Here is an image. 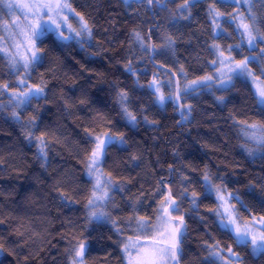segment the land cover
Masks as SVG:
<instances>
[{"label":"snow or ice","instance_id":"snow-or-ice-1","mask_svg":"<svg viewBox=\"0 0 264 264\" xmlns=\"http://www.w3.org/2000/svg\"><path fill=\"white\" fill-rule=\"evenodd\" d=\"M119 3L130 14L129 19L140 21L128 30L127 53L121 55L120 72L131 86L111 85L124 121L122 127L134 132L141 123L156 125L158 121L149 118L151 113L171 106L183 128L193 121L192 101H199L201 94L214 97L217 107L226 110L232 103L228 97L240 85L254 102L255 118L229 112L228 119L236 132L239 155L251 163L259 161L258 171L264 173V0ZM91 7L87 0H0V63L6 69L0 73V119L19 126L28 145L36 149L34 159L45 171L51 163L52 141L40 130L41 113L50 110L45 106L54 103L56 95L49 81L61 74L64 61L73 52L89 59L99 54L98 37L107 39L103 33L109 32L100 26ZM198 8L209 28L203 42L207 57L199 74L190 75L177 55V33L200 15H193ZM157 17L165 23H159ZM84 56H72L83 70L75 73L84 81L77 89L81 104L87 102L93 82L91 76L84 75L89 71L81 63ZM143 96L149 98L147 108L137 102ZM60 100L68 106L63 94ZM111 123L104 117L97 128L84 129L83 225L67 237L63 264H89L97 245L105 254L102 264H110L107 257L112 256L109 249L113 246L119 264H182L190 222L203 230L209 221L220 238L206 233L202 264H264V175L254 182H241L231 175H220L219 169L214 172L207 164L198 169L177 168L170 163L167 172L158 173L148 189L137 182L138 190L131 194V177L106 170L112 153L127 152L132 139L119 128L113 130ZM175 155L179 159V153ZM129 159L136 162L140 157L132 154ZM0 171H7V167H0ZM195 172L199 174L193 175ZM240 184L246 191L237 187ZM57 190L63 206L71 208L79 203L62 188ZM19 235L24 244L32 238L23 232ZM17 248L21 250L17 252ZM32 254L31 249L24 251L21 241L7 246L0 243V264H28Z\"/></svg>","mask_w":264,"mask_h":264},{"label":"trees","instance_id":"trees-1","mask_svg":"<svg viewBox=\"0 0 264 264\" xmlns=\"http://www.w3.org/2000/svg\"><path fill=\"white\" fill-rule=\"evenodd\" d=\"M79 2L84 3L85 0ZM180 2L182 0H177V3ZM87 3L92 6L89 10L100 21V26L108 28L109 32L103 33L107 39L98 37L101 48L99 54L89 59L79 51L73 52L64 61L66 67L61 70V74L49 81L48 86L56 95L53 97L54 103L45 106L50 110L41 113L43 125L40 127L52 141L49 149L51 163L47 171L34 159L36 149L28 145L19 126L0 119V157L5 161V165L0 167H7V171H0V220L3 221L0 223V243L7 246L14 241H21L24 251L31 249L33 253L29 256L28 264H56V261L63 264L67 237L83 225L84 200L80 193L86 189L83 163L86 145L82 139L86 136L84 129L97 128L104 117L111 120L113 130L119 128L132 137L128 142L129 150L112 153L106 169L113 174L131 177L132 184L128 185L133 188L131 194L137 192V182L148 189L158 173L167 172L170 163L177 168L198 169L207 164L214 172L219 169L220 175H231L233 180L241 182H254L264 175L258 171L259 161L251 163L239 155L236 132L228 119L229 112L240 118H255L257 109L243 86L238 85L228 97L232 103L226 110L217 107L214 97L201 94L199 101H192L195 107L193 121L183 128L178 113L171 106L166 111L151 113L149 118L156 119V125L145 126L141 123L134 132L122 127L124 121L118 114L111 85L116 82L131 86V82L125 80L120 72L123 66L121 55L127 53L128 30L139 25L140 21L129 19L130 14L125 12L119 0H87ZM197 12L200 15L196 16ZM193 15L196 19L191 25L177 33L180 37L177 55L185 63L190 75L199 74L204 67L207 52L203 42L209 31L199 8L193 11ZM157 20L161 24L165 23L160 17ZM72 56L77 59L84 56L81 63L89 70L84 75L93 79L85 104L79 102L80 93L77 91L84 81L75 77L76 72L83 70ZM147 67L151 69V65ZM3 72L6 69L0 63V73ZM37 77L38 74L34 75V79ZM61 94L68 99L67 107L60 100ZM137 102L145 108L150 104L147 96L139 97ZM176 153H179V159ZM132 154L138 155L140 160L132 162L129 159ZM136 163L140 164L139 168L135 167ZM241 172L245 174L240 175ZM192 174L198 175L199 172ZM237 187L246 191L243 184ZM58 188H62L70 198L78 199L79 203H74L71 208L63 206ZM213 229L211 221L203 230L198 224L190 222L189 235L183 245L185 255L182 264H202L206 255L203 249L204 241L208 239L206 233L220 238ZM21 232L24 236L32 237L26 244L19 235ZM106 243L111 244V241ZM96 248L89 264H102L105 260L103 250L99 245ZM20 250L16 249L17 252ZM109 251L112 252V256L107 257L110 264H119L115 246Z\"/></svg>","mask_w":264,"mask_h":264}]
</instances>
